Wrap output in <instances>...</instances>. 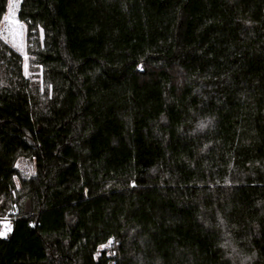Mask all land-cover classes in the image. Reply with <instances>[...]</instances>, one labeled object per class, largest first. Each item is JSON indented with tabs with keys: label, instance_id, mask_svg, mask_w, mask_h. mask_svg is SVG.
Wrapping results in <instances>:
<instances>
[{
	"label": "trees",
	"instance_id": "1",
	"mask_svg": "<svg viewBox=\"0 0 264 264\" xmlns=\"http://www.w3.org/2000/svg\"><path fill=\"white\" fill-rule=\"evenodd\" d=\"M19 19L44 88L0 37V215L20 212L0 264H264V0Z\"/></svg>",
	"mask_w": 264,
	"mask_h": 264
},
{
	"label": "rangeland",
	"instance_id": "2",
	"mask_svg": "<svg viewBox=\"0 0 264 264\" xmlns=\"http://www.w3.org/2000/svg\"><path fill=\"white\" fill-rule=\"evenodd\" d=\"M21 1L22 0H8L7 11L0 23V37L21 53L26 77L29 78L33 86H38L43 89V67L37 62L35 55L32 54V50L36 48V43L33 38L29 36L27 25L19 19ZM11 3L18 4V7L14 10V15L9 17V5ZM5 17H9L11 23H7L4 19ZM17 21L18 23H16ZM40 39H43L42 33ZM25 65H27V70H25ZM20 168L21 172L24 174H31V172L34 171L33 163L30 161H22ZM16 183L17 186H20L18 178H16ZM12 206L6 213L11 210Z\"/></svg>",
	"mask_w": 264,
	"mask_h": 264
},
{
	"label": "built area",
	"instance_id": "3",
	"mask_svg": "<svg viewBox=\"0 0 264 264\" xmlns=\"http://www.w3.org/2000/svg\"><path fill=\"white\" fill-rule=\"evenodd\" d=\"M20 212L17 204H13L11 210L4 214L0 215V233H6V235H0V238H5L9 236L13 229L14 223L19 218ZM10 227V230L8 228Z\"/></svg>",
	"mask_w": 264,
	"mask_h": 264
},
{
	"label": "snow or ice",
	"instance_id": "4",
	"mask_svg": "<svg viewBox=\"0 0 264 264\" xmlns=\"http://www.w3.org/2000/svg\"><path fill=\"white\" fill-rule=\"evenodd\" d=\"M17 7H18V4L16 3H11L9 5V17L14 15V10ZM9 17L4 18L7 23H11V21H9ZM16 23H18V21ZM25 70H27V65H25ZM8 230H10V227L8 228ZM0 235H6V233H0ZM109 244H111V241H109Z\"/></svg>",
	"mask_w": 264,
	"mask_h": 264
}]
</instances>
